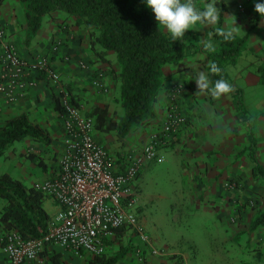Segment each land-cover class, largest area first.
<instances>
[{
    "label": "crops",
    "instance_id": "1",
    "mask_svg": "<svg viewBox=\"0 0 264 264\" xmlns=\"http://www.w3.org/2000/svg\"><path fill=\"white\" fill-rule=\"evenodd\" d=\"M218 1L225 5L221 28L231 26L235 19V35L248 37L245 49L235 64L240 81L237 84L238 94L242 97L245 115L241 117L238 114L233 104L234 95L224 100L225 107H230L227 112L217 116L216 120L209 116L221 102L215 101L214 105L199 98L201 87L196 81L201 75V64L195 60L200 55V48L194 56L170 68L173 72L170 80L185 84L180 107L191 124L171 136L160 147L155 163L142 172L141 224L146 236L127 227L119 233L109 234L107 254L120 253L115 264L245 263L239 259V254L243 252L244 243L248 246V237L245 241L239 234L243 235L248 217L251 218L257 210H264V179L253 175L254 163L249 155L251 134L255 141L253 158L264 169V84L260 82L257 71L264 60V16L255 11L257 0ZM152 15L155 19V14ZM0 26L22 59L34 64L40 57L47 56L50 69L58 77L54 80L49 73H40L41 78L30 77L23 87L16 88L13 102L0 93V126L11 117L26 114L31 121L49 131L51 142L48 145L32 139L20 141L24 143L22 156L30 162L32 174H38V179L42 180L54 170L49 168L51 155L58 153V156L63 148V120L67 107L73 108L81 116L86 114L91 104L107 106L110 112L114 111L118 84L113 78V71L118 65L112 52L106 60L99 58L92 48L88 30L83 25H77L74 18L64 11L46 15L36 35L27 43L24 5L20 0H4L0 5ZM209 36L218 45L212 33ZM168 88V85L163 87L154 105V117L146 126L130 131L122 144L114 133L93 130L95 140L107 146L117 161L121 162L118 159L120 156L137 155L150 135L161 130L164 124L168 110ZM197 89L199 93H196ZM208 117L211 121L207 120ZM234 119L237 121L233 122ZM116 145L123 151L120 156L114 149ZM27 153L38 155L46 164V170L27 159ZM164 164H167L169 171L174 169V176L169 175H172L176 186L170 215L161 203H157L155 208L150 207L154 198L151 183L161 171L159 165ZM25 170L23 168L22 172ZM228 179L238 182L237 190L225 189L224 181ZM245 197L255 199V209L242 206L236 209ZM3 205L0 201V210ZM198 216L205 219V223L198 225L195 222L192 225L181 222L190 218L197 220ZM249 233L252 239L250 243H257L249 249L257 254V248L262 246L264 249V226ZM3 236L0 228V264L6 261ZM54 253L60 254V264H63L66 256L73 257L47 246L43 256L26 264H52L49 258Z\"/></svg>",
    "mask_w": 264,
    "mask_h": 264
},
{
    "label": "trees",
    "instance_id": "2",
    "mask_svg": "<svg viewBox=\"0 0 264 264\" xmlns=\"http://www.w3.org/2000/svg\"><path fill=\"white\" fill-rule=\"evenodd\" d=\"M3 1L0 0V5ZM20 1L25 8L27 43L36 35L46 15L64 11L74 18L77 25H83L88 30L92 48L99 58L106 60L110 52L115 54L118 65L113 71V78L118 84V96L115 101L120 111L110 112L107 106L91 104L85 116L93 120L95 131L114 133L121 143L135 127L146 126L154 117V105L166 80V67L194 56L199 50L200 33L193 29L186 30L182 40L173 41L170 34L154 19L151 8L143 0ZM217 3L222 10L221 20L219 24L213 25L212 34L218 45L216 50L208 51V57L210 65L215 63L221 71L212 73L209 66L208 77L211 86L220 78L232 84L235 95L233 104L242 117L245 115L242 97L225 67L237 62L245 49L248 37L234 34L233 39L224 41L217 34L225 12L224 3L218 0ZM257 71L260 82L264 84V60L258 65ZM36 77L41 78L42 75L37 74ZM58 107L60 108L59 105ZM25 139L46 145L51 142L49 131L31 121L26 114L7 119L0 126V158L16 142ZM249 143V155L254 163L253 175L255 178L264 179V169L256 163L252 155L255 141L251 134ZM26 157L46 170V164L35 153H27ZM52 168H56V163ZM45 195L36 184L26 186L11 174L1 173L0 198L5 201L0 210V228L3 232L15 231L24 240L42 237L51 219L43 208ZM260 225H264V210L256 212L251 228L256 229ZM121 231L122 228L115 230L117 233ZM107 244L106 240V250L103 254L83 256L87 259L86 264H115L120 253L108 255ZM44 250L40 256H43ZM59 258L60 254L54 253L49 260L52 264H60Z\"/></svg>",
    "mask_w": 264,
    "mask_h": 264
},
{
    "label": "built area",
    "instance_id": "3",
    "mask_svg": "<svg viewBox=\"0 0 264 264\" xmlns=\"http://www.w3.org/2000/svg\"><path fill=\"white\" fill-rule=\"evenodd\" d=\"M0 48V93L8 101L15 100L16 88L23 87L32 76L49 73L52 79H58L47 56L34 64L22 59L1 26ZM180 91L181 86L175 85L170 92V106L161 130L150 135L137 155L128 154L121 162L94 139L93 120L67 107L63 148L56 168L36 183L44 194L57 201L60 210L40 238L24 240L15 231L4 233L5 264L33 261L49 245L73 257L101 255L109 234L124 227L145 237L141 224V172L157 158L167 134L184 122L178 106Z\"/></svg>",
    "mask_w": 264,
    "mask_h": 264
},
{
    "label": "rangeland",
    "instance_id": "4",
    "mask_svg": "<svg viewBox=\"0 0 264 264\" xmlns=\"http://www.w3.org/2000/svg\"><path fill=\"white\" fill-rule=\"evenodd\" d=\"M192 2L194 4H196L198 7L203 8L205 6L206 0H192ZM162 29L164 31H166V29L164 27ZM193 30L200 33V35H199V39H200L199 48L201 51L199 53L200 54L199 57H197V59L195 61H197L201 64V74L203 73L207 77L208 82H209V88L208 89L201 87V92L198 91V89H197L196 93L200 92L199 98L204 99L206 101H209L211 104L215 105L216 104L215 101L221 102L219 105H217L214 108V110H212L213 113H210V115H209V116H212V120H216L217 116H220L222 113L224 114L225 112L228 111V109H230V107L229 108L225 107L224 100H228L231 96L233 97L234 92L231 91L230 93L223 94L219 97H214L211 95V83H210V80L208 77L209 66H210V59L208 57V51H212V50H205L201 45V41L211 40V37L209 35L212 33L213 25L198 24L197 26H195L193 28ZM96 47L98 48V45H96ZM216 49H217V45H215L214 50H216ZM189 60H191V62L193 61L192 58H189ZM235 64L226 65L225 68H226L228 74L230 75L231 79L233 80V83L237 86V84H239L240 81H238V76H239L238 70H237L238 66H235ZM175 65L176 64H171V65H168L166 67V69H165L166 80L164 82V86H166V85L169 86L168 96H167L168 97L167 98L168 99V107L170 106L169 101H170L171 90L174 88L175 85L181 86V91H180V95H179V99H178V106H179L180 113L183 116L182 111H181V107H180V99H181V96L184 92L185 84L183 82L170 80V76L173 73L170 68L175 66ZM199 77L200 76H198V78ZM196 97H198V96H195V98ZM116 108H117V110H116ZM208 110H209V112L211 111L210 109H208ZM114 111H120L118 104L115 105ZM166 118H167V116H166ZM207 120L211 121L210 117H208ZM236 121H235V119L233 120V122H236ZM190 124H191V121L190 120L187 121V119L184 117V122L175 131L167 134V136L164 139V143L166 144L168 142V140L171 138V136L176 134L180 129H182L186 126H189ZM119 143H121V142H119ZM23 145H24V143H22V142H16L13 145V147L9 148L6 151L5 155L2 158H0V174L7 172V173L11 174L14 178L21 180L26 186H32V184L35 181H36V183H40L43 181V179L42 180L38 179V176H39L38 174H35V173L32 174V170H30V168H29L30 162L28 160H25L24 157L22 156V151H23V147H24ZM103 146L105 147V145H103ZM106 148H107V146H106ZM114 149H116V151H118V154H119L118 156L123 154V151L121 150V147H119V145H116L114 147ZM158 153H159V150H158ZM57 154L58 153H54L53 155H51V159H52L51 161L52 162L49 164V168H52L54 166V164L56 163V161L58 159ZM25 155H27V154H25ZM27 159H29V158H27ZM153 163H155V162L149 161L147 167H149L150 165H153ZM166 165L167 164L159 165V169L161 171L158 172L157 175H155L156 183H155V179L151 183L150 190H151V194L154 196V198H153V202H151V204H150V207L155 208L157 203H159V204L161 203L165 212H167V214L170 215L172 213V206H173V199H174L172 197L174 196V191H175L176 186L174 184V179H172L173 178L172 175L174 176V169L172 171H169V169H167L168 167H166ZM147 167H144V168H147ZM23 168L27 169V170H25L24 173L22 172ZM144 168L142 171H144ZM170 174H172L171 177L169 176ZM148 175H149V177H151V174H148ZM224 187L227 191H235L238 189V182L236 180H233V179H228V180L224 181ZM141 190H142V186H141ZM0 201L5 203V201L1 198H0ZM240 206H242V208H248L249 210H253L256 208V201L252 197H245L240 202V204L236 206V209L240 208ZM43 208L48 213V215L51 218H53L59 212L60 205L57 203V201L54 198L45 195L44 200H43ZM258 211L259 210H257L256 212H258ZM255 214L251 218H249V217L247 218L245 230H243L244 232L242 231L243 235L241 233L239 234V236H242L245 241L247 240V237H248V246L246 243H244L243 247H242L243 252L239 254V259H241L242 261H245L244 264H264V249H263V247L260 246L261 247L260 249H258V248L256 249L257 254L255 253V250L249 249L252 247V245L257 244V243H250L252 239L250 236L251 233H249V231L254 230L251 228V224H252V220H253V217L255 216ZM181 222H183V223L188 222V223H191L192 225L195 222H197V224L199 225V224L205 223V219L198 216L197 220L190 218L187 220H181ZM260 226H264V225H260ZM260 226H258V227H260ZM195 227L200 232V230L198 229V226L195 225ZM260 242H261V240H260ZM59 252L62 253L61 251H59ZM63 260H64L63 264H86V262H87V259H84V257H82V258L75 257L74 258V257L66 256L65 259H63Z\"/></svg>",
    "mask_w": 264,
    "mask_h": 264
},
{
    "label": "clouds",
    "instance_id": "5",
    "mask_svg": "<svg viewBox=\"0 0 264 264\" xmlns=\"http://www.w3.org/2000/svg\"><path fill=\"white\" fill-rule=\"evenodd\" d=\"M155 14L158 24L162 25L170 34L173 41H180L185 36L186 30H191L198 24H219L221 20V8L217 0H206L203 8L198 7L192 0H143ZM255 11L264 16V0H257ZM235 19L231 26L222 27L217 34L224 41L234 38ZM205 50H214L215 44L211 40L201 41ZM212 73H219L221 69L215 64L210 65ZM199 87L209 88L207 77L202 73L196 81ZM233 91V86L226 79L220 78L211 86V95L219 97Z\"/></svg>",
    "mask_w": 264,
    "mask_h": 264
}]
</instances>
